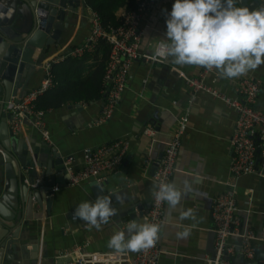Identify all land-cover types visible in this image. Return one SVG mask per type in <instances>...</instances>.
I'll return each mask as SVG.
<instances>
[{"label": "crops", "instance_id": "crops-1", "mask_svg": "<svg viewBox=\"0 0 264 264\" xmlns=\"http://www.w3.org/2000/svg\"><path fill=\"white\" fill-rule=\"evenodd\" d=\"M173 3L174 0L154 1L142 21L141 51L150 52L149 42L165 38V21ZM127 9V6L119 7L115 15L121 18ZM65 20L67 26L57 44L46 52L47 59L83 44L90 33L87 6L84 11L78 7ZM97 63L93 58L86 60L82 76L94 73ZM35 69L36 72L30 78V88L38 86L43 75L41 66ZM177 70L195 77L203 68L176 65L171 62V58L164 63L135 60L121 101L105 123L94 122L100 114L105 95L102 99L88 102L68 100L60 107L47 111L43 122L48 140L29 121H24L17 137L26 142L30 151L32 147L47 142L63 155L69 156L74 169L83 165V149L86 147H98L117 139H124L128 143L120 167L105 172L103 176L107 184L103 187L102 196L111 198L117 214L107 224H103L100 230L84 228L83 220L73 216L80 202L95 200L96 196L90 186L94 179L55 188L50 214L41 220H29L27 224H22L21 243L24 248H28L29 252L26 253L29 257L33 254L31 246L37 243L39 261L36 264H67L74 259L78 250L115 251L107 246L109 238L116 231H125L127 234V225L133 220L143 223L141 214L148 208L154 188L153 163L161 157L177 119L185 112H188L187 129L181 139L176 170L171 178V182L182 189V196L176 209H169L165 202L164 222L158 240L162 249L159 264H204L205 258L212 255L214 233L210 207L212 199L227 188L226 181L231 177L230 137L236 112L204 91L196 92L189 104L191 90ZM246 76L261 82L255 105L264 111V65L231 80L220 78L213 70L207 73L206 80L220 92L234 97L238 81ZM2 155L0 147V184L4 169ZM146 160H149L148 163ZM257 167L264 174V161H259ZM233 181L237 190L238 216L243 224L261 233L264 220V176L252 173L239 176ZM135 207L140 210L136 211ZM187 208L195 210L196 221L179 220L180 210ZM193 223L196 226L187 238H177L176 233L182 230L177 227L178 224ZM228 242L234 244L228 255L234 263L243 264L244 258L237 255L235 250L237 238L230 236ZM255 246L257 251L254 257L264 251V242L255 241ZM64 252L70 254L64 255ZM29 262V259H24L12 264Z\"/></svg>", "mask_w": 264, "mask_h": 264}, {"label": "built area", "instance_id": "built-area-1", "mask_svg": "<svg viewBox=\"0 0 264 264\" xmlns=\"http://www.w3.org/2000/svg\"><path fill=\"white\" fill-rule=\"evenodd\" d=\"M154 1L136 0L135 6L126 10L120 18V22L108 29L102 26L98 13L87 6L90 33L86 41L79 46L70 48L65 53L43 59L40 65L43 75L39 85L30 88L19 103L12 108L14 115L8 122V128L13 135H18L22 130L24 121L27 120L41 132L45 140L49 139L43 118L44 114L51 109H37L34 102L38 95L55 85L50 72L51 62L68 55L80 57L86 52H92L100 39L109 45V53L103 74L102 92L105 99L100 114L94 122L101 124L111 118L131 78L132 63L139 59L150 63L165 62L153 59L154 50L160 40L148 43L151 48L150 52H143L140 49L143 34L142 21ZM202 68L203 70L195 77L188 76L182 70H177L178 75L191 90L189 104L193 101L196 92L204 91L233 108L236 112L230 137L232 156L229 170L231 177L226 181L227 188L212 199L210 215L214 233L213 253L204 260V264H230L228 252H232L234 248V244L228 242L230 236L240 239V254L245 259L254 257L256 253L255 241L264 242V220L261 233L258 234L243 224L238 216L237 190L235 181H233L239 176L252 173L264 176L257 167L259 161H264V111L255 105L261 82L250 76L243 77L237 83L236 96L231 97L210 85L206 80L209 71L204 67ZM187 119L188 112H185L177 119L169 135L168 142L152 173L154 186L155 183L171 182L172 175L176 170V159L181 139L187 129ZM149 131L153 132L150 129ZM127 149L128 143L124 139L113 140L108 144L94 148H84L83 165L80 168L74 169L71 158L66 159L65 168L68 172L66 183L77 185L87 179H94L96 182L104 181L105 172L120 167ZM146 161L148 163L149 160ZM164 208L165 202H158L151 195L149 206L142 213L143 222L157 223L162 227ZM135 210L139 211L140 208L135 207ZM82 226L89 228L84 221ZM161 253L162 249L158 242L151 248L134 252L133 255L128 252L78 250L74 259L67 264H159ZM63 254L69 255L70 252Z\"/></svg>", "mask_w": 264, "mask_h": 264}, {"label": "water", "instance_id": "water-1", "mask_svg": "<svg viewBox=\"0 0 264 264\" xmlns=\"http://www.w3.org/2000/svg\"><path fill=\"white\" fill-rule=\"evenodd\" d=\"M238 3L237 6H247L250 10L264 6L260 0H238ZM85 6L84 0H0V147L4 161L0 184V264L24 259H29L30 264L38 263L37 243L31 246L34 255L29 253V257L28 248L21 243V226L29 220L47 217L54 189L67 184L65 161L69 156L47 142L30 151L23 139L13 135L8 122L14 115L13 106L30 89L35 68L40 67L46 52L57 44L67 26L65 17L78 7L84 11ZM106 184V180L91 181L93 194L102 196ZM235 250L241 255L239 238ZM228 256L230 264H237ZM243 260V264H264L261 262L264 251Z\"/></svg>", "mask_w": 264, "mask_h": 264}, {"label": "clouds", "instance_id": "clouds-1", "mask_svg": "<svg viewBox=\"0 0 264 264\" xmlns=\"http://www.w3.org/2000/svg\"><path fill=\"white\" fill-rule=\"evenodd\" d=\"M238 0H174L166 18L165 38L158 42L153 59L176 65H191L215 70L220 78L236 79L264 65V6L249 9L237 6ZM187 188V184L185 185ZM152 195L176 209L182 189L175 182L155 183ZM117 214L109 196H97L94 201L80 202L73 216L86 222L89 229L100 230ZM196 221L192 208L181 209L179 220ZM196 225L178 224L177 238H187ZM161 225L137 223L116 231L107 246L117 252H138L158 242Z\"/></svg>", "mask_w": 264, "mask_h": 264}, {"label": "trees", "instance_id": "trees-1", "mask_svg": "<svg viewBox=\"0 0 264 264\" xmlns=\"http://www.w3.org/2000/svg\"><path fill=\"white\" fill-rule=\"evenodd\" d=\"M84 3L98 13L102 26L108 29L120 22V18L115 15L116 10L122 6L133 8L136 0H84ZM108 53L109 45L100 39L92 52H86L80 57L68 55L52 61L50 72L55 85L37 96L35 107L48 110L58 108L68 100L88 102L102 99L104 93L101 89ZM89 58L98 61L97 69L91 75L82 76L84 62Z\"/></svg>", "mask_w": 264, "mask_h": 264}]
</instances>
